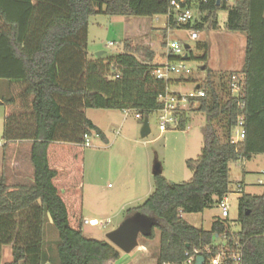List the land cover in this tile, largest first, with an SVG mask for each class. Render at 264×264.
Returning a JSON list of instances; mask_svg holds the SVG:
<instances>
[{
    "label": "trees",
    "instance_id": "trees-1",
    "mask_svg": "<svg viewBox=\"0 0 264 264\" xmlns=\"http://www.w3.org/2000/svg\"><path fill=\"white\" fill-rule=\"evenodd\" d=\"M186 1L0 0V79L21 87L0 101L10 109L2 138L30 140L33 166L30 185L11 188L0 176V250L11 245L13 261L8 264H43L47 216L58 231V264H114L120 258L114 245L82 232L78 169L83 135L105 140L83 110H134L143 120L163 107L159 97L173 94L168 88L175 80L155 77L150 50H145L147 60L142 61L130 50L88 59L89 18L165 14L168 26L175 27L172 2L183 6ZM193 8L198 18L181 27L217 29V14L224 10V28L246 34L239 96H232L229 87L235 72L222 75L218 83L208 78L198 84L204 95L190 97L188 103L198 104L196 110L205 114L206 122L201 154L185 161L192 176L172 183L162 174L154 175L152 193L140 206L128 209L127 216L139 212L155 219L160 231L156 264H182L194 249L204 257L202 264H212L220 252L217 264H234L231 256L236 252L241 255L239 264H264V195L240 196L236 231L220 219L205 230L181 217L218 204L227 195L231 163L264 154V0H208ZM239 115L245 136L233 143ZM185 125L180 112L176 127ZM148 237H153V228ZM217 237L226 241L225 251L215 245Z\"/></svg>",
    "mask_w": 264,
    "mask_h": 264
},
{
    "label": "rangeland",
    "instance_id": "rangeland-1",
    "mask_svg": "<svg viewBox=\"0 0 264 264\" xmlns=\"http://www.w3.org/2000/svg\"><path fill=\"white\" fill-rule=\"evenodd\" d=\"M231 1V0H229ZM230 3V2H228ZM194 19L199 14L193 8ZM227 13L218 12L217 29L205 26L197 29V37L192 39V28L168 26L165 14L151 17L97 14L89 18L87 57L94 59L96 53L103 51L106 58L131 50L139 58L145 55L149 46L161 52L164 61L167 56V44L172 41L189 48L181 51L172 61L175 66L184 65V69L171 73L175 80L169 85L170 93L187 97L197 92L196 85L203 84L208 78L218 83L222 75L231 72L241 76L239 71L244 64L246 34L228 31L224 28ZM159 54V53H158ZM187 54V59L182 57ZM166 55V56H165ZM206 56L205 59L203 56ZM100 56V57H101ZM179 57V58H178ZM226 82V80L224 79ZM12 95H9V97ZM186 118L184 129L171 126L165 131L158 128L159 112L148 115L150 133L141 137V116L134 110L90 109L88 114L93 122L104 132L107 140L95 135L90 144L82 149L81 211L82 232L88 238L108 242L109 230L117 227L126 217L127 210L140 206L154 189L153 166L159 163L162 176L169 182L179 183L190 179L191 170L186 166L187 159H195L201 154L205 114L196 110L198 104L181 103ZM0 107V144L2 139V114ZM236 129L232 134L235 135ZM3 149L0 147V168ZM264 154L252 155L249 159L238 160L229 166V192L225 196L228 204L227 216H222L218 204L197 213H183L181 217L195 227L209 230L216 219L225 221L231 231L240 229L238 222L239 198L243 193L264 195ZM261 180V183L258 181ZM239 186V187H238ZM71 216L73 215L70 209ZM96 218L101 225L92 220ZM45 249L49 257L58 259L56 244L58 231L49 216L44 223ZM160 244V231L153 227V237L139 235L138 244L129 254L133 264H156ZM223 238H215V245L227 249ZM45 250V251H46ZM220 252L219 254H221ZM124 255L123 252H121ZM133 258H135L133 260ZM222 254L217 258L219 261ZM119 259L118 262H121ZM185 264V263H182Z\"/></svg>",
    "mask_w": 264,
    "mask_h": 264
},
{
    "label": "built area",
    "instance_id": "built-area-1",
    "mask_svg": "<svg viewBox=\"0 0 264 264\" xmlns=\"http://www.w3.org/2000/svg\"><path fill=\"white\" fill-rule=\"evenodd\" d=\"M183 1V0H181ZM208 0H187L183 6L180 5V3L172 2L173 4V13L175 20L177 24L179 25H186V24H192L194 22V15H193V6L204 4ZM190 37L192 39H195L197 37L196 31L193 29L190 33ZM167 56L165 57L164 61L160 62L159 64H156L153 69V74L158 79H169L170 74L174 72H179L181 69H184V65L175 66L170 57L179 55L181 51L183 50V46L176 41H172L169 44H167ZM240 83H241V76L237 74H233L230 78L229 87L230 92L232 96H239L240 91ZM204 95V92L200 89L197 90L195 94L188 95L187 97L181 96V95H174L166 93L164 95H161L159 97V100L163 102V107L159 109L157 112H159L158 116V128L160 131H165L166 129L170 128L171 126L176 127L178 125L179 121V113L181 110V103H186L189 101L190 97H201ZM236 129L235 135H232L231 142L237 143L239 141H242L245 136V128H244V119L242 115H239L236 119V123L234 125V128ZM92 135L86 133L83 135V145L87 146L90 144V137ZM97 137V135L95 134ZM1 145V144H0ZM264 174V171L262 172ZM261 183V180L258 181ZM239 187V186H238ZM218 206L221 208V214L222 216H227L228 214V204L225 200V197L220 200L218 203ZM182 215V214H181ZM89 224L92 225L91 221H88ZM96 223L95 225H97ZM206 250H208L206 248ZM198 255V250L194 249L192 254H187V259L184 262L185 264H192L193 261H195V257ZM221 254H217L215 257L212 258L211 263L217 264L219 263V260L217 259ZM234 264H239L241 260V255L239 252L234 253L231 256Z\"/></svg>",
    "mask_w": 264,
    "mask_h": 264
},
{
    "label": "crops",
    "instance_id": "crops-1",
    "mask_svg": "<svg viewBox=\"0 0 264 264\" xmlns=\"http://www.w3.org/2000/svg\"><path fill=\"white\" fill-rule=\"evenodd\" d=\"M226 18H227V16H226ZM225 21H226V19H225ZM224 24H225V22H224ZM145 44L147 46H149V48H150L149 50L153 52V59H152V61H150V63L153 65L159 64L162 57H164L163 56L164 53L162 54L161 52L155 50L153 48L154 43H152L150 41L145 42ZM131 52H132V54L135 55V57L138 60H141V61L147 60V57L145 55L142 56V58H139L135 52H133V51H131ZM170 79H172V78H170ZM20 90H21V87L19 84H16L15 82H9L7 80L0 79V101L3 98H8L9 95L17 94ZM0 107L4 108L3 114H2V134H3L4 121H5V118L10 114V109L4 105H1V104H0ZM89 110L90 109H85V110H83V113L95 126H97L93 122L91 116H89V114H88ZM104 137H105V140H107V137L105 134H104ZM0 147L3 149L2 164H1V168H0V176L4 177L7 186L12 188V187H15L17 185H30V184H32L33 183V166H32L31 160H30L31 141L28 139H17V140H10V141L4 140V143L1 144ZM84 147H86V146H84ZM78 170L82 172V166L79 167ZM80 188H81V186H80ZM92 220H95L98 223L97 225L102 224L100 221H98L94 217H92L88 220H85V222L92 221ZM95 224H93V225H95ZM43 232H44V227H43ZM44 245H45V239H44ZM44 245L42 248L43 256H44L43 264H58L57 258L49 257L47 250L45 249ZM125 256H126V254H124V255L121 254L119 259H122V261L118 262V260H119L118 259L114 264H126V260H128V259ZM134 259L135 258H133V260ZM12 261H13V254H12L11 245L10 244L3 245L1 247V250H0V264H8V263H11ZM133 263L134 262L130 261L129 264H133Z\"/></svg>",
    "mask_w": 264,
    "mask_h": 264
},
{
    "label": "water",
    "instance_id": "water-1",
    "mask_svg": "<svg viewBox=\"0 0 264 264\" xmlns=\"http://www.w3.org/2000/svg\"><path fill=\"white\" fill-rule=\"evenodd\" d=\"M219 2V0H217ZM184 48H189V45L184 44ZM103 51L97 52L96 57H100ZM187 59V54L182 57ZM199 85H196V89ZM150 133L148 118L144 117L140 130L141 137H145ZM153 175L161 174V166L156 163L153 166ZM156 221L153 217L141 214L139 212L127 216L117 227L107 232L106 237L108 242L114 245L124 254H129L138 244L139 235L148 237L151 234L152 228ZM188 246V245H187ZM204 257L198 255L195 257V264H202Z\"/></svg>",
    "mask_w": 264,
    "mask_h": 264
}]
</instances>
